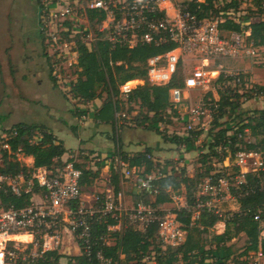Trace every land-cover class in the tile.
<instances>
[{
  "label": "built area",
  "instance_id": "built-area-1",
  "mask_svg": "<svg viewBox=\"0 0 264 264\" xmlns=\"http://www.w3.org/2000/svg\"><path fill=\"white\" fill-rule=\"evenodd\" d=\"M88 8L105 11L106 18L99 23L102 27L98 32H91L89 36L79 34L78 39L87 46L98 40V33H103L113 47L125 45L132 48L138 44L160 45L170 41L178 44L176 48L148 59V80L153 85H167L172 81L184 62V51L194 55L198 64L185 73L183 86H174L169 90V101L177 109V119L186 125L185 132L180 136H189L194 130L203 131L208 124L204 120L213 119L217 112V97L209 102L208 99L201 98L194 104L191 95L196 89H207L211 81L210 74L217 71L209 68L211 64L222 59L237 60L240 57H250L264 64V45H254L241 32L221 30V19H199L182 3L175 5L171 0H90L84 8L86 18ZM170 8L173 14H170ZM262 9L264 11V1ZM72 13L73 8L68 4L61 11L52 14L57 17ZM162 13L163 16H160ZM74 53L76 64V47ZM222 74L232 76L233 79L229 81L236 86H247L249 89L255 87L241 72L232 73L227 70ZM135 82L134 79L129 80L120 86L122 98L128 97L137 85L144 83V79L137 78ZM263 94L264 89H256V97H262ZM187 101L190 105L182 112ZM112 123L118 156L115 165L121 177L128 179L136 175L135 186L138 192L157 197L164 191L158 183L163 176L162 165H154L149 173H145V166H131L130 161L121 155V134L126 127H136L135 123L127 111L118 110L115 111ZM19 134V128L4 127L0 121V264H44L48 261H52L51 264H61L63 258H67L68 264H71L69 256L83 254L91 258L94 246L112 244L114 238L110 232L122 231L126 227L145 232L151 225L157 224L156 237L160 251L148 252L138 264H159L158 257L167 247H176L185 242L187 230L177 220L173 210L144 201L128 207L123 191L116 193L112 184L96 194L86 191L81 182L83 165L87 163L85 157L90 159L93 165L91 168L97 169L104 160L100 155L91 153L86 148H77L54 158V163L49 167H35L34 156L27 154L24 146L16 142ZM43 136L44 131L37 129L28 138V142L31 145H42ZM146 156L155 160L153 152ZM234 157L233 164L239 167V172L234 175L237 187L246 183L245 174L264 171V152L240 149ZM27 160H31V167H28ZM9 162H19L27 170L22 168L19 172L3 171L2 168L7 169ZM223 163L230 168L228 156ZM223 177L224 175L215 179L213 175H209L199 185L194 203L189 204L183 199L182 204L177 207L185 208L192 214V224L197 223L205 210L220 216L228 212H224L220 204L223 205L222 200L233 195L231 192L224 195ZM165 191L170 192V189ZM249 191L250 189L244 193ZM10 196L23 198L24 205L16 207L14 203L8 202ZM110 218L115 223L107 225V233H95V221L108 222ZM67 250L70 255L64 254ZM54 253L64 256L53 261ZM96 258L102 264L111 263V259L101 249L97 251Z\"/></svg>",
  "mask_w": 264,
  "mask_h": 264
},
{
  "label": "trees",
  "instance_id": "trees-1",
  "mask_svg": "<svg viewBox=\"0 0 264 264\" xmlns=\"http://www.w3.org/2000/svg\"><path fill=\"white\" fill-rule=\"evenodd\" d=\"M254 7L259 14L264 13L262 9L264 0H252ZM182 4L186 9L196 15L199 19L210 17H221L219 27L221 30L237 31L242 34L250 31L247 39L254 45H264V19L252 21L249 15L236 19L232 16L239 11L240 1L231 0L223 7L216 5V0H183ZM86 15L90 23L98 25L106 18V12L98 9L88 8ZM163 16L162 14H159ZM99 38L91 46H87L81 39L76 40V50L78 52V78L72 82L71 90L75 98L80 101H92L102 98L105 92L103 104L96 111V119L104 122H113L115 111L133 112L135 105L139 107L135 117H131L135 126H143L152 130H157L163 135V139L171 140L176 144H184L188 151L196 149L195 143L203 134V131L194 130L190 135H177L170 137L162 133L159 124H167L178 116L177 109L169 101V90L174 86H183V77L179 72L167 85H153L148 80V59L152 56L164 54L178 46L176 42L170 41L160 45L138 44L135 47L125 45L112 46L104 37L103 33H98ZM143 78L144 83L137 85L128 97L120 96V86L129 80L136 81ZM55 80L54 78H52ZM233 77H226L223 74L217 80L224 82L232 80ZM245 93L249 98L256 89L263 90V86L255 85L254 88H246ZM229 91H233L228 89ZM233 96L236 98L234 99ZM239 92L233 95L221 93L217 97L219 107L214 114L212 127L209 129L211 137L208 152L202 153L201 168L205 170L198 172L196 176L187 174V168H171L170 162L161 164L163 176L158 183L164 190L155 198L154 204L159 206L171 200L169 192L165 190L182 191L189 204L195 200L196 185L200 179L209 176L214 170L213 159L224 162L228 156L230 167L235 174L239 172V167L233 164L236 151L245 149L247 151L264 152V108L263 109H244L240 105ZM215 98H212V101ZM228 115L226 121L222 119ZM234 126L229 125L231 120ZM166 126H169L167 124ZM12 127L20 130L16 142L21 143L27 154L34 156V166H51L54 158L61 157L67 152L64 143L58 140L55 135L48 131L45 125L37 123H18ZM37 129L44 131L42 145H31L28 138ZM246 130L250 133V139L244 140ZM241 133V136L239 134ZM243 143V146L240 144ZM153 147H146L129 158L125 151H121L123 158L130 161L131 166H145V173L152 171L153 161L148 159L146 154L152 153ZM7 162V161H6ZM224 164V163H223ZM228 165V166H229ZM4 171L19 172L22 166L19 162H9ZM227 167V166H226ZM100 169H92L85 163L83 165L82 184L86 187L93 183L99 175ZM110 181L118 193L121 190V175L116 165L111 168ZM215 179L222 176L220 173L213 175ZM246 183L242 187H232L231 193L238 201L240 208L237 211H228L220 216L214 212L205 210L197 223L192 224V214L185 208H175L173 212L177 215V220L187 230V237L184 243L176 247H167L161 254L159 264H176L183 261L184 264H228L230 260L236 264H249L248 259L251 252H261L264 256V171L249 172L245 174ZM250 189L249 193H244ZM146 194L140 196L136 193V201L149 202ZM8 202H12L16 207L24 205L23 198L10 196ZM256 216H259L256 218ZM224 221L226 228L222 233L213 232L215 225ZM114 224V219L108 222L95 221L94 231L97 234L107 233V225ZM157 224H153L147 231H142L134 227H126L122 231L110 232L114 242L110 245L94 246L92 257L86 255L69 256L71 264H102L96 258L99 249L108 258L110 264H138L145 254L152 250L160 251L156 237ZM53 261H58L64 255L54 253ZM48 261L44 264H51Z\"/></svg>",
  "mask_w": 264,
  "mask_h": 264
},
{
  "label": "rangeland",
  "instance_id": "rangeland-1",
  "mask_svg": "<svg viewBox=\"0 0 264 264\" xmlns=\"http://www.w3.org/2000/svg\"><path fill=\"white\" fill-rule=\"evenodd\" d=\"M90 0H0V121L4 127L9 126L15 122L32 121L34 114L41 116L43 114L46 128L50 131L54 130L68 147L67 151H74V147L78 145L79 138L75 133L72 125L79 124V120L84 119V115L88 118L86 113L80 112V105H86V112L93 110L96 104L95 100L80 101L72 94V82L78 78V68L74 64L76 54L74 53L76 47V40L79 34L87 36L89 33H96L100 30L101 24L93 25L88 22L85 16L84 8ZM183 0H171L175 5H180ZM231 0H216L218 7H223ZM240 1L239 11L232 16L236 19L249 15L252 21L260 18L264 19V13L259 14L252 0H238ZM68 4L73 8L71 15H58L55 17L52 13L59 12ZM38 5V6H37ZM41 8V19L39 23V9ZM170 14H173L170 8ZM211 19L220 20L221 17L214 16ZM68 22L69 24H66ZM67 32V33H66ZM244 34V38L249 35ZM89 36V35H88ZM248 40V39H247ZM184 62L179 67V75L185 76L198 63L193 58L194 55L189 51H184ZM73 61V64H70ZM257 61V62H256ZM56 65V66H55ZM210 69L214 71L210 74L211 81L207 89H196L192 91L191 95L194 104L199 102L201 98L211 100L213 97H219L221 93H228L233 95L234 92H239L240 105L244 109H263L264 108V94L262 97L253 96L248 97L245 93L246 87L234 85L233 82H218L217 80L222 75L223 71L230 70L232 73L241 72L246 78L250 79L253 85H264V64L258 63L250 57H240L237 60H219L215 64H211ZM225 74V73H223ZM226 75V74H225ZM54 78L55 80H53ZM136 83V82H134ZM143 84V83H141ZM233 90V91H229ZM255 94V92L253 93ZM106 93L102 94L101 102L103 103ZM235 99L236 97L233 96ZM98 102V101H97ZM96 102V103H97ZM190 105L187 101L183 107L182 112ZM136 110L129 112L131 117H135L139 107L135 105ZM76 112V113H75ZM76 116V117H75ZM38 117V116H37ZM226 115L222 121L229 119ZM37 120V119H34ZM231 120V119H230ZM38 121V120H37ZM206 125L203 134L196 141V149L188 151L184 144H176L171 140H164L163 135L157 130H152L143 126L126 127L122 132V141L125 142L129 149L143 148L147 145L155 146L158 141L163 143L154 147L153 164L158 166L169 161V171L172 167L181 169L187 168V174L196 176L201 170L202 153L208 152L211 137L209 136V129L212 127L213 119H205ZM20 122V123H22ZM229 125L234 126L231 120ZM169 124V126H166ZM167 124H159L158 127L162 133H166L170 137L175 134H183L185 132V123L178 120L177 117L171 119ZM6 125V126H5ZM144 128V129H143ZM53 132V134H54ZM179 132V133H178ZM80 133L84 136L83 128ZM244 140L250 139L249 131L246 132ZM241 134V133H240ZM239 134V136H240ZM59 140V138L55 135ZM163 139V140H162ZM62 141V140H60ZM96 143V141H94ZM100 142L106 145L111 144L107 138H100ZM114 144V141H112ZM124 143L122 144V146ZM243 146V143L240 144ZM91 153L95 152L87 148ZM124 149V146L122 147ZM127 151V150H123ZM127 153L135 154L137 151ZM103 157V156H100ZM87 165L92 167V163L88 157H85ZM214 170L210 175L220 173L224 175L225 180L224 195L231 192L232 187H237L233 168L225 167L222 161L218 158L213 160ZM28 167L32 166L31 160H27ZM103 163V162H102ZM99 175L93 183L86 186V191L90 194H96L103 190L110 178L111 172H106L105 165L98 166ZM105 167V168H104ZM103 168V169H102ZM135 176L128 179H123L121 190L125 196V203L128 207H132L136 202V186ZM208 177V176H207ZM204 179H200L196 185L195 195L198 193V188ZM136 189V190H135ZM183 191V190H182ZM180 191L170 190L169 196L171 200L164 203L168 210H173L182 204L184 193ZM140 196V192L137 193ZM230 194V193H229ZM232 194V193H231ZM173 195H175L173 197ZM149 196V195H147ZM175 197L177 199H175ZM224 197V196H223ZM220 197V199H223ZM234 197V196H233ZM228 197L222 200L224 212L235 211L234 207H240L236 198ZM148 198V197H146ZM156 197L149 196L148 203H154ZM162 205V204H161ZM219 223L213 228V231L219 230ZM253 254V253H252ZM249 264H264V260L258 259V255H254L248 259ZM61 264H68L67 258L61 259ZM176 264H183L181 261ZM230 264H232L230 262Z\"/></svg>",
  "mask_w": 264,
  "mask_h": 264
},
{
  "label": "crops",
  "instance_id": "crops-1",
  "mask_svg": "<svg viewBox=\"0 0 264 264\" xmlns=\"http://www.w3.org/2000/svg\"><path fill=\"white\" fill-rule=\"evenodd\" d=\"M87 103H90V102L87 101ZM93 104H96V107H94L93 110L91 109V111H89V112H86V109H84V108H86V105H80L81 107H80L79 111L83 112V113H86V115H88V118H87L86 121L84 120L85 118L82 119V118H78V116L77 117L75 116L76 119L79 120V124L72 125V128L75 129V133L77 134V136L79 138V141H78V145L76 147H74V148L75 149H77V148H86V149L90 148L91 150L95 151L93 153H96V154H98L100 156H103V158H104V160L102 161L103 163H99L98 166L105 165L106 168L105 167L104 168L106 169V172H110L113 164L114 165L116 164V159L118 157L116 149H115V143L113 144V142H112V141H114V138H113L114 127H113L112 121L111 122H104V121H99L98 119H96V111L98 109H100L102 104H103L101 102V100L96 99ZM34 119H37L38 121L34 120ZM20 122H22V121L10 124V126L12 127V126H14V125H16V124H18ZM23 123H37V124L47 125V123L45 122L43 114L41 116H39L38 114H34V117H33L32 121H29V122L23 121ZM7 127H9V126H7ZM81 128H83L84 136H82V134L80 133V129ZM48 131H50V130H48ZM50 132L53 133L54 130H52ZM54 135H56L59 138V140H62V142L64 143V140L56 132H54ZM105 137L107 138V140L111 141V144H107L106 143V145H105L102 142H100V138L103 139ZM94 141H96V143ZM123 143H124V145H123L124 149H122V147H123L122 144ZM162 143H163V141L162 142L158 141L155 146L147 145V146H145L143 148L140 147V148H136V149H129L127 147V145L125 144V142L121 141V150L122 151L123 150H127V151L130 150L129 152H132L133 150H135L137 152H140V151H144V149L146 147H153V148L155 147L156 148V147L160 146ZM64 146L68 149V147L65 145V143H64ZM75 149H73V150H75ZM127 151H125V152H127ZM153 155H154V151H153ZM128 156H130V158H131L132 156H134V154H129ZM226 164H228V162ZM97 169H99V167ZM120 175H121V173H120ZM123 179L124 178L121 177V184L123 183ZM110 184H112V183L110 181V178H108L107 185H106V187L103 190L107 189L110 186ZM136 193H138V190H136ZM220 205L223 207L222 204H220ZM162 206L165 207V204H162ZM239 208L240 207L236 206V207H234V210L237 211V210H239ZM218 223H219L218 225H220L219 226V230H217L215 232L216 233L224 232V230L226 228V225H225L224 221H220ZM212 231H213V229H212ZM263 234H264V232H263ZM252 253L254 255H258V259L264 260V256L261 254V252H251L247 258L245 256V259L251 258L253 256ZM181 262L184 264L183 261H181ZM230 262L232 264H236L232 260H230L228 262V264H230Z\"/></svg>",
  "mask_w": 264,
  "mask_h": 264
},
{
  "label": "water",
  "instance_id": "water-1",
  "mask_svg": "<svg viewBox=\"0 0 264 264\" xmlns=\"http://www.w3.org/2000/svg\"><path fill=\"white\" fill-rule=\"evenodd\" d=\"M41 8L39 9V23H40V19H41ZM65 255H70V251H66L65 253H64Z\"/></svg>",
  "mask_w": 264,
  "mask_h": 264
},
{
  "label": "bare ground",
  "instance_id": "bare-ground-1",
  "mask_svg": "<svg viewBox=\"0 0 264 264\" xmlns=\"http://www.w3.org/2000/svg\"><path fill=\"white\" fill-rule=\"evenodd\" d=\"M26 238V237H25Z\"/></svg>",
  "mask_w": 264,
  "mask_h": 264
}]
</instances>
